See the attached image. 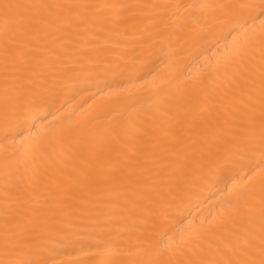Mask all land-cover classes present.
Returning a JSON list of instances; mask_svg holds the SVG:
<instances>
[{"label": "bare ground", "instance_id": "6f19581e", "mask_svg": "<svg viewBox=\"0 0 264 264\" xmlns=\"http://www.w3.org/2000/svg\"><path fill=\"white\" fill-rule=\"evenodd\" d=\"M7 2L55 7L22 10L7 42L0 16V241L6 211L20 224L36 212L49 264H224L247 259L252 237L258 260L259 148L247 167L228 151L240 115L259 114L258 39L221 61L264 32V0ZM229 188L253 189L254 215L221 218ZM201 222L199 239L168 247Z\"/></svg>", "mask_w": 264, "mask_h": 264}, {"label": "snow or ice", "instance_id": "6c2138e0", "mask_svg": "<svg viewBox=\"0 0 264 264\" xmlns=\"http://www.w3.org/2000/svg\"><path fill=\"white\" fill-rule=\"evenodd\" d=\"M55 6L47 4H13L7 2V0H0V16L3 17L5 25V39H8V26L10 23H18L20 19L24 18L22 10H33V9H49ZM74 7V6H69ZM178 7V6H174ZM203 7H209L204 5ZM219 8H228V5H218ZM236 7H244L238 5ZM264 25V21L261 22ZM247 33V30H246ZM260 44L261 53V78H260V94L261 103L259 114L257 116L254 107L247 112L240 115V125L238 132L233 136L230 141L231 147L228 151L235 155L238 153H247V156H241V159H246L248 164H252L251 156L255 154V150L258 146L260 161L259 164H252L248 168L249 172H252V168H256L260 172V185H259V215L261 219V235L259 243V259L255 258L256 250L254 246V239L246 241V248L244 255L247 259H232L227 260L224 264H264V32H261L257 38L254 33L246 34L243 43L238 47L230 49L223 60L221 65L225 68L233 65L237 62H243L249 57L253 51V45L257 41ZM9 56L8 51H5L6 68H7V57ZM251 99V97H250ZM58 139V135L54 134L51 137H45L41 143L31 144L25 146V153H42L44 149L52 147L54 148L55 142ZM39 176L33 172L31 176L26 174H18V181L21 185L27 182L30 186L38 182ZM248 180H252V176L249 175ZM248 181H245L247 184ZM229 193L233 194L235 200L228 201L227 210L221 209V218L230 219L225 213L230 212L233 215L246 211L249 216L254 215L256 208L253 203L254 191L251 188H245L240 191H235L229 188ZM6 219L3 239L0 241L3 248L4 258L0 259V264H49L47 259H44L41 255L45 249L43 244L45 243V236L49 231L46 224L40 219V214L32 212V219L28 224H20L14 220H11V213L6 211ZM205 225L201 222L200 225L194 226L192 230L187 233H182L179 239H169V248H176L179 250L183 244L188 240H197L201 236V229H204ZM211 227V222H209ZM162 237H166L167 233H162ZM150 264H164L162 261H152ZM191 264V262H190Z\"/></svg>", "mask_w": 264, "mask_h": 264}]
</instances>
